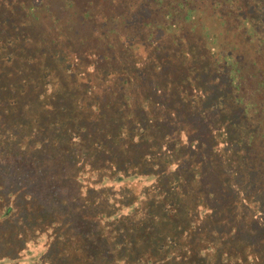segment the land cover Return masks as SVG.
Wrapping results in <instances>:
<instances>
[{"label": "trees", "instance_id": "1", "mask_svg": "<svg viewBox=\"0 0 264 264\" xmlns=\"http://www.w3.org/2000/svg\"><path fill=\"white\" fill-rule=\"evenodd\" d=\"M43 1L0 0V183L61 264H211L264 193V0H62L38 31Z\"/></svg>", "mask_w": 264, "mask_h": 264}, {"label": "rangeland", "instance_id": "2", "mask_svg": "<svg viewBox=\"0 0 264 264\" xmlns=\"http://www.w3.org/2000/svg\"><path fill=\"white\" fill-rule=\"evenodd\" d=\"M40 3L36 7L40 19L34 22V25H38L35 29L38 31L44 29L42 28L44 24H46L45 28L49 26L60 27V30L66 29L67 26H64V23L68 20V16L63 14L61 8V5H64L63 1L46 0ZM214 79L211 80V91L207 95L209 103L217 94H220L219 88L223 87L222 83L217 84V79L215 82ZM14 184V187H9L7 181L0 183V187L5 188H0V264H46L43 261L47 262V260L54 261V264H61L63 252L51 246L55 237L61 234V230L57 231L58 235H54L56 227L49 225L47 228L48 223H43V220L35 221L32 215L41 210L39 205L34 206V203L28 201L29 186L26 184L22 187L15 182ZM141 188V184L135 186L136 191ZM6 190L9 191L8 195ZM22 192H24L25 201L15 196L21 195ZM234 193L237 202L234 211L239 219L224 217L226 220L214 228L217 230L214 241L216 252L204 251L199 256L200 260L203 263L211 261V264H243L240 260L245 261V264H264V243H262L264 241V193H255L253 196L254 191L250 195L244 189L237 191L235 189ZM249 197L253 198L254 202H249L251 200ZM257 242L261 245L256 249ZM260 256L262 260L255 259L258 257L260 259ZM69 262L73 264V261L69 260ZM91 262L94 264L93 261ZM101 264L110 263L104 261Z\"/></svg>", "mask_w": 264, "mask_h": 264}]
</instances>
